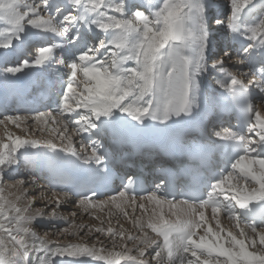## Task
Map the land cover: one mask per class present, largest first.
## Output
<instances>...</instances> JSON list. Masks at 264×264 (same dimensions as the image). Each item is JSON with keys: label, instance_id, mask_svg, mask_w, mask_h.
Segmentation results:
<instances>
[{"label": "snow or ice", "instance_id": "1", "mask_svg": "<svg viewBox=\"0 0 264 264\" xmlns=\"http://www.w3.org/2000/svg\"><path fill=\"white\" fill-rule=\"evenodd\" d=\"M228 5L231 14L225 20L214 17V0H0V50H4L0 55L7 57L9 50L15 52L29 41L58 38L55 44L38 46V55L32 62L23 60L14 67L6 65L0 74L5 78L7 74L15 76L23 68L43 66L46 62L64 69L62 90L56 98L57 115L63 119H57L51 112H41L33 119L45 123L50 119L59 125L62 131L57 139L62 143L68 141L63 150L85 164L95 165L88 169L93 178L106 176L109 156L101 150V141L93 137L108 136L117 142L126 117L140 128L172 129L199 107V77L217 71L221 76L216 83L238 109L241 125L236 131L216 135L230 141L227 147L234 161L231 169H238L236 176L242 179V183L231 187L232 195L223 194L226 202L217 190L225 186L226 180H232V171L212 176L199 195H189L192 189H185L180 193L184 199H169L172 193L167 180L157 183L147 195L134 187L131 179L116 194L108 195L90 187L72 192L86 211L90 205L107 206L120 198L116 205L119 208L137 197L180 209L179 214L173 213L175 220L165 219L161 208L159 213L154 210L149 214L146 222L135 221L140 235L127 236L132 248L124 243L123 231L95 227L96 233L119 238L120 244L114 243L109 250L88 243L53 248L44 241L37 244L39 237L31 229L33 221L46 216L62 218L57 209L69 198V192L61 189L59 194L54 193L57 196L54 207L45 212L33 209L31 202L21 207L8 200L0 184V264H88L81 257L103 264H264V115L253 103L258 96L264 107V13L251 17L257 9L253 0H228ZM260 8L264 9V0ZM213 20L216 25L225 26L233 39L247 41L236 50V55L243 54L238 64H246L249 71L230 72L225 64L232 53L227 49L223 50V58L215 55ZM56 48L61 49L59 60L53 58ZM28 119L5 116L0 125ZM69 125L75 126L77 136L90 134L84 137L91 140L90 153L83 140L80 148L88 154L78 153L71 137L65 135ZM8 138L11 145L0 142V181L6 168L18 165L16 153L21 148L38 149L42 145L40 140L11 135ZM43 145L53 152L57 148L50 141H44ZM209 152L207 146L195 145L186 152V159L203 161ZM27 154L25 151L20 155ZM19 183L23 185L24 181ZM33 184L43 188L37 181ZM61 195L65 200L59 198ZM103 195H108V199H99ZM40 197L44 198L43 191ZM20 199L16 197L17 201ZM209 206L213 219L223 211L239 231L224 234L218 219L214 231L204 214ZM139 207L145 209L144 204ZM73 227L76 225L70 221L63 232L69 233ZM201 228L205 234L197 239ZM146 229H151L155 237L149 236ZM80 231L85 229L80 227L71 234L76 236ZM92 231L88 227L86 234ZM117 246L122 251H115ZM148 248L153 251L146 254ZM56 257L61 259L54 260Z\"/></svg>", "mask_w": 264, "mask_h": 264}, {"label": "bare ground", "instance_id": "2", "mask_svg": "<svg viewBox=\"0 0 264 264\" xmlns=\"http://www.w3.org/2000/svg\"><path fill=\"white\" fill-rule=\"evenodd\" d=\"M255 1H261V0H253V2H255ZM221 8L223 9L222 14L220 16H216V17L223 19L224 15L226 13V10L230 9L229 5H228V0H214V11L217 13L219 11V9H221ZM246 10L247 9L245 8V11ZM213 24H214V26L212 27V32H213V44H214V49H215L217 45L219 48L222 44L221 41H218V36L224 35V33H226L227 30H226V27L223 25H216L214 20H213ZM27 45H28V42L25 43L22 47L18 48L16 50V51H18V54L21 53L22 49H24ZM59 50H60L59 48L54 49L53 58L55 60H59L62 58V56L60 54H58ZM3 51L4 50H0V53H2ZM218 51H220V53L217 55V57L223 58V51H221V48H220V50L218 49ZM228 51L230 53H232L230 48H228ZM9 53L11 54V50H9ZM214 53L216 54L215 50H214ZM14 54H15V52L12 55H10V57L14 56ZM37 55H38V53L35 56H37ZM35 56L32 57V55L29 54L27 57L32 58L29 60V62H32L34 60ZM0 57H3V56L0 55ZM239 60H240V58H236V59L231 58L230 60L227 61V63L225 64V67L230 72H232L233 74H238L240 71H244V72L249 71L246 69L242 70V68L244 67L245 64H238ZM214 62L215 61L213 60L210 63H214ZM46 66H49L47 62L43 66L23 68V70L17 74H22V73L28 74L29 71H31L33 73H37L38 69H41V68L46 67ZM51 67L58 68L60 66L58 64L53 63V64H51ZM4 69H5V66L2 67V63H0V73H3ZM238 69H240V71H238ZM63 71H62V73H63ZM17 74L15 76H17ZM15 76H12L11 74H7V78H5V75L0 74V88H1V86H3V82H10V81L14 80ZM220 76H221V74L219 72L210 71V72L202 74L199 77V81H200V95H199V101H198L199 107L196 110L198 112H200V115L204 114V115L208 116L211 111L216 112L218 110L216 108V105L220 103V100H219L218 95L214 94V90H215V88H217L220 91H225L224 89L220 88L219 85L216 83L217 79H219ZM17 81L24 82L21 77ZM257 107L261 110L262 115H264V107H261V102L258 103ZM77 111H81V109H77ZM47 112L48 111H45V113H47ZM38 114L39 113L31 114V116H27V117H29L28 120L18 121V122H16V124L17 125L21 124V128L26 129L27 124L24 122H30L31 120H35L33 118ZM52 115L56 116L57 119H63L62 117H59L56 114L52 113ZM73 115H75V112H73ZM19 116H25V115H19ZM126 119H130V117H126ZM14 126H15V124H14ZM34 127L35 128L37 127L38 132H40V133H32V132L29 133L28 132L26 135H23L22 134L23 132H21L20 138L21 139H27V140H40L42 142L41 146H44L43 145L44 141H50L51 143H54L55 145H57V147H62V148L68 147V141L67 140H65L62 143L61 140L57 139V136L62 131V128L59 125L53 123L50 119L47 121V123H45L44 120H41L39 122L35 120ZM74 128H75L74 125H69L68 132L65 135L71 137L72 145L75 146L78 153H80V154L90 153L91 152V146L88 147V145L84 141L85 140L84 137L88 136L90 134L85 133V134H82L81 136H77L74 132ZM11 129H12V127H11ZM24 132H26V131H24ZM82 140H83L84 144L88 147V153H84V151H82L83 149L80 148V142ZM29 150H31V154H34L37 151L36 149H27V150H24L23 152L27 151V153H29L30 152ZM37 155L38 154H35V156H37ZM17 156L21 157L20 154H18ZM26 159L28 161H30V160L32 161V160H35L37 158L27 157ZM19 161L22 162V160H19ZM16 167H17V165H16ZM15 168H13V169L11 168L8 174H12V176H14ZM238 171H239L238 169L233 171L232 180H226V190L230 195L233 194L230 191L231 187L235 186L236 184L242 183V179L238 178L236 176V172H238ZM19 181H21V180H19ZM19 181H17L15 185H8L7 186L11 190L13 189L14 191L15 190L17 191V195L12 196L10 201L16 202L21 207L26 206L28 203H26L27 198H25V197H27V196L19 195V192L23 190L22 187L24 185L25 186L27 185V186H29V189L27 188V190H31L32 194L34 193L32 199L30 198L32 204L36 205V204L40 203L41 205L42 204L45 205L47 208L50 207L51 205H54V201L57 198V196L46 191L44 189L43 185H42L43 186L42 189L39 186L34 185L33 181H36L35 178H33L30 182L24 183L23 185H21L19 183ZM41 191L44 192V198L40 197ZM22 193H24V192H22ZM17 196L21 197V199L18 201L16 200ZM59 198L61 200H65V198L63 196H60ZM107 199L108 198H105L104 200H107ZM119 201H120V198H118V200L116 202H119ZM138 204H144L145 209H141ZM122 205L119 208L116 206L117 209L115 208V210L117 212L113 211L114 209L112 211H110V209L107 208V207L111 206V205H109V203L107 206H98L95 208L91 207V205H90L88 210L86 211L83 207L79 206V200H77L76 202H72L71 200L67 199L61 205V207L59 209H57L58 216H60L62 218L51 219L50 217L46 216L43 219H41L38 217V219H36L33 222H35L36 224L40 223V224H42V226H46V227H54L56 229H60L63 226H64V228L69 227L70 221L74 225H76V227L70 228L69 233L61 232L62 235H60L61 233L56 234V236H55L56 239H54L53 241L51 240L52 242H50V244H46L50 248H53L56 246H64V245H67L69 243H88L89 245L95 244L97 247H104L105 250H109V249H113L114 243L116 245L120 244L119 238L115 237V236H109V235H104L101 233H96L94 231L95 227H103L105 229L107 227H112L116 232L123 231L124 235H125L124 243H126L129 248H132L133 247L132 242L127 240V236H129V235H132V236L140 235L138 228L135 226V223H134L135 221L139 220L141 222H146L149 218V214H151L154 210L157 213H159L161 208L163 209L165 219L175 220L176 216L173 215V213L179 214V211H180L179 208L170 209L169 206L166 204L160 206V205H157L155 202H146V201H143L139 198H137L136 201H134V202L126 201V203H124ZM111 208H114V207L111 206ZM68 210H70V211H68ZM125 212L128 213L127 216L124 215ZM72 213H76V215L73 216ZM204 214H205L207 223L212 225L214 231L216 230L217 219L219 220L221 227L225 230L224 234H226L227 231H232L234 234L239 231L235 227L234 222L230 221L227 218V216H224L222 211L217 214L216 219H213V214H212L211 208H206L204 210ZM94 216L99 217V219H94L93 218ZM101 222H103V223H101ZM49 225H51V226H49ZM80 227H83L85 229V231H80L78 233V235H76V236L71 234V233L77 232ZM88 227H91L93 229V231L91 233L86 234V230ZM146 231L149 233V236L155 237V233H152L151 229H146ZM204 234H205V229L201 228L199 230V232L197 233L196 238L198 239L199 236L204 235ZM255 238L257 240V247L258 248L261 247L259 245V242H258L259 237L257 236ZM49 239H50V237H49ZM157 239H161V238H157ZM114 250L119 252V251H122V248L117 246V247H115ZM250 250L255 251V249H250ZM152 251H153V248H148L146 254L150 253ZM133 254H135V253H133ZM41 255H43V254L41 253ZM53 259L59 260L61 258L56 257ZM65 259H67V258H65ZM79 259L87 260L88 264H103V262H101V261H93L90 257H81ZM153 264H154V262H153Z\"/></svg>", "mask_w": 264, "mask_h": 264}, {"label": "rangeland", "instance_id": "3", "mask_svg": "<svg viewBox=\"0 0 264 264\" xmlns=\"http://www.w3.org/2000/svg\"><path fill=\"white\" fill-rule=\"evenodd\" d=\"M230 10V9H229ZM228 9L226 10V13H225V15H224V17H223V19H227V17L228 16H230V11H229ZM24 123H26L25 125L27 126V128L26 129H22L21 128V124H18L19 126H17V124L16 123H12V122H7L6 123V125H0V142H3V143H8V144H10L11 145V143H12V141L11 140H9V135H11V137L12 138H15V137H20L21 136V132H23L22 134L23 135H26L28 132L29 133H40V132H38V129H37V127L35 128L34 127V124H35V120H31L30 122H24ZM14 124H15V126H14ZM13 125V126H12ZM23 125V124H22ZM8 126V127H7ZM6 127V128H5ZM11 127H12V129H11ZM9 128V129H8ZM25 128V127H24ZM24 131H26V132H24ZM35 131V132H34ZM5 133V134H4ZM24 150H27V149H25V148H21L20 150H19V152H17L16 153V155H18V154H21V152L22 153H24L23 151ZM22 158L21 157H19V160H21ZM16 167V165H13L11 168L13 169V168H15ZM18 167H19V163H18V165H17V167L15 168V170L17 171V169H18ZM11 168H6L5 169V172H4V179H3V181H0V184H2V186H3V188L5 189V191H4V195H5V197L8 199V200H10L11 198H12V196H16L17 195V191L15 190H11L9 187H7L8 185H15L16 184V182L17 181H19V180H22V181H24V183H27V182H29L30 180H29V178L28 177H26V176H24V177H22V176H18V177H13L12 176V174L10 175V174H8L9 173V171H10V169ZM25 186V185H24ZM22 187L23 188V190L22 191H20L19 192V195H22V196H27V197H25V198H27L26 200V203H29V202H31V200H30V198L32 199V197H33V195H34V193L32 194V192H31V190H27V188L29 189V186H25V187ZM27 190V191H26ZM22 192H24V193H22ZM26 193V194H25ZM15 194V195H14ZM29 195V196H28ZM32 195V196H31ZM109 205H111V206H113L114 208H111V206L110 207H107V208H109L110 209V211H112L113 209V211H116L115 210V208H116V203L115 204H113V203H110ZM115 205V206H114ZM123 206V205H122ZM52 207H54V205H51L50 207H46L45 205H41L40 203L39 204H32V208L33 209H39V210H43V211H45V212H48ZM117 209V208H116ZM65 210V209H64ZM71 210V209H70ZM70 210H68V211H70ZM117 212V211H116ZM38 219V218H37ZM5 223H6V221H5ZM34 223V224H33ZM32 223V225H31V229H32V231H34L35 233H36V235H37V237H39V240L38 241H36V243L38 244L40 241H44V242H46V244H50V242H52L54 239H56L55 238V236H56V234H58V233H61V232H63V229H64V226L63 227H61L60 229H56V228H54V227H46V226H42V224H36L35 222H33ZM49 226H51V225H49ZM57 230V231H56ZM54 231V232H53ZM52 233V234H51ZM49 235V236H48ZM60 235H62V233L60 234ZM49 237H50V239H49ZM53 238V239H52ZM52 240V241H51ZM34 255V254H33Z\"/></svg>", "mask_w": 264, "mask_h": 264}]
</instances>
